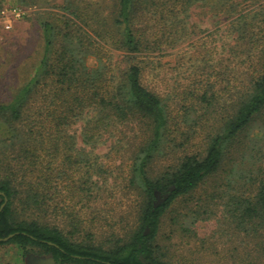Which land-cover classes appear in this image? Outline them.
Segmentation results:
<instances>
[{"label": "trees", "instance_id": "1", "mask_svg": "<svg viewBox=\"0 0 264 264\" xmlns=\"http://www.w3.org/2000/svg\"><path fill=\"white\" fill-rule=\"evenodd\" d=\"M17 1L31 6L49 0ZM93 1L63 0L55 5L59 11L38 13L41 52L24 67L21 81L13 78L0 93V207L7 199L0 239L13 235L0 241L6 250L0 264H10L6 256L19 264L29 255H48L55 264H180L161 234L166 218L175 215V225L185 231L190 216L179 213L177 204L225 166L229 189L240 187L226 194L236 227L264 228V9L259 25L241 12L245 0ZM196 6L211 9L219 22L234 18L225 30L233 44L223 48L226 55L216 65L189 59L194 72L183 116L196 114L193 126L210 132L201 151L151 177L150 165L170 133V113L167 100L142 83L147 58L186 36L183 20ZM77 128L87 146L123 135V129L136 132L128 143L109 147L111 154L128 148L136 218L103 244L94 243L92 233L81 237L74 210L64 219L69 230L51 221L57 207L48 189L67 176V165L77 194L91 201L100 192L102 167L77 147L76 135L69 134ZM9 150L18 151L14 160ZM248 155L251 161H238Z\"/></svg>", "mask_w": 264, "mask_h": 264}, {"label": "rangeland", "instance_id": "2", "mask_svg": "<svg viewBox=\"0 0 264 264\" xmlns=\"http://www.w3.org/2000/svg\"><path fill=\"white\" fill-rule=\"evenodd\" d=\"M62 2L63 0H49L44 5L26 6L19 4L17 0L1 1L0 5L19 7L24 9L26 14L21 20L14 22L10 30L3 27L0 18V93L13 78H18L20 82L24 67L29 68L41 52L42 42L36 21L38 13L45 15V13L59 11L55 5ZM105 2L110 3V0ZM240 9L242 13L249 14L250 21L254 17L259 25L263 23L259 13L264 9V0H245ZM233 19L219 22L211 9L203 6L192 7L188 17L183 20L186 36L179 39L172 47H165L162 52L151 54L147 58L151 63L144 72L142 83L167 100L170 113V133L163 151L150 165L148 172L151 177L160 175L184 155L201 151L204 136L209 129L193 126L196 114H191L188 118L183 116V95L192 84L191 76L194 72L193 61L189 59L195 55L194 57L200 60L199 64L201 61L208 60L212 65H216L217 59L226 55L223 48L233 44L232 36H227L228 33L225 31ZM205 64L208 65L207 62ZM122 131H124L123 135L117 134L114 139L103 138L96 146H87L81 142L79 128L69 133L76 135L77 147L84 150L86 156L89 155L95 162L94 166L102 167V176L98 180L100 192L95 199L90 201L89 198L75 192L73 171L68 165L64 168L67 170V176L50 183V190L48 189L57 207L52 223L65 230L71 229L67 220L70 219L74 210L78 217V226L82 231L81 237L85 236L84 233H92L96 244L105 243L114 233H125L124 230L131 227L132 221L136 218V208L132 200L138 194V190L130 187L128 183L130 178L128 148L123 145L116 153L109 152L112 142L128 143L136 133L129 128ZM188 135L190 138L187 143L181 148L177 147V144L183 143L182 141ZM249 140L246 137L243 142L249 146ZM236 150H233V154ZM17 154L18 151L9 150L8 152L12 160ZM249 160L251 161L249 155L245 160L238 156V161L248 162ZM55 166L59 167L58 169L61 168L59 160L55 162ZM226 169L227 166L222 167L216 175L208 178L192 194L177 204L179 213L190 216L185 225L187 226L185 231H180L175 225L176 222L173 219L175 215L167 216L161 234L172 250L170 254L174 262L264 264V228L260 227L254 232L248 227H240V229L236 227L238 222L227 207V202L228 195H235L240 187L237 186L235 190L229 189L224 172ZM80 172L77 178L84 175L82 169ZM241 183L243 186L244 181ZM64 219L67 220L64 221ZM4 254H6L5 248L0 247V256ZM6 260L10 264H16L14 260L10 261L9 256H6ZM50 260L51 257L48 255H29L28 260L19 264H55Z\"/></svg>", "mask_w": 264, "mask_h": 264}, {"label": "built area", "instance_id": "3", "mask_svg": "<svg viewBox=\"0 0 264 264\" xmlns=\"http://www.w3.org/2000/svg\"><path fill=\"white\" fill-rule=\"evenodd\" d=\"M25 10L16 6H5L0 11L3 27L10 30L14 22L21 20L25 16Z\"/></svg>", "mask_w": 264, "mask_h": 264}, {"label": "water", "instance_id": "4", "mask_svg": "<svg viewBox=\"0 0 264 264\" xmlns=\"http://www.w3.org/2000/svg\"><path fill=\"white\" fill-rule=\"evenodd\" d=\"M6 202H7V199H5L4 203L1 205V207H0V212H1V210L3 209V207L5 206ZM11 237H13V235H10L9 237L4 238V239H0V241H2V240H3V241H8ZM50 261L52 262V259H51Z\"/></svg>", "mask_w": 264, "mask_h": 264}]
</instances>
